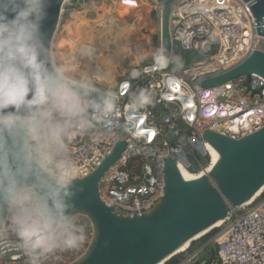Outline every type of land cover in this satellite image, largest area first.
<instances>
[{
  "label": "built area",
  "instance_id": "1",
  "mask_svg": "<svg viewBox=\"0 0 264 264\" xmlns=\"http://www.w3.org/2000/svg\"><path fill=\"white\" fill-rule=\"evenodd\" d=\"M153 1L160 12V5ZM170 34L172 52L167 66L159 56L156 62L140 65L136 77L119 81L114 90L119 97L117 126L111 131L86 132L70 145L79 164L75 180H83L125 141L120 160L106 171L98 186L101 201L119 217L142 216L160 202L166 181L164 157L174 159L179 170L205 176L212 171V160L206 150L211 144L204 133L240 140L264 128L263 78L241 75L220 86L201 85L244 63L257 44L264 46L250 6L243 0H182L173 7ZM176 43L185 53H206L212 46H218V53L210 63L173 72L179 60ZM125 82L130 87H124ZM141 89L151 103L130 111L131 98ZM76 219L83 229L82 243L54 250L42 264H73L88 251L94 226L87 216L76 215ZM201 241L203 245L194 249ZM202 252L208 258L202 259ZM174 259H178L176 264H264V193L251 205L231 209L221 227L192 242L166 264ZM0 264H27V258L17 250L0 247Z\"/></svg>",
  "mask_w": 264,
  "mask_h": 264
},
{
  "label": "clouds",
  "instance_id": "2",
  "mask_svg": "<svg viewBox=\"0 0 264 264\" xmlns=\"http://www.w3.org/2000/svg\"><path fill=\"white\" fill-rule=\"evenodd\" d=\"M53 4L0 0V247L21 252L27 264L82 243L70 145L86 132L111 131L119 112L118 94L101 84L106 74L58 58L45 30ZM150 103L141 89L129 109Z\"/></svg>",
  "mask_w": 264,
  "mask_h": 264
},
{
  "label": "water",
  "instance_id": "3",
  "mask_svg": "<svg viewBox=\"0 0 264 264\" xmlns=\"http://www.w3.org/2000/svg\"><path fill=\"white\" fill-rule=\"evenodd\" d=\"M67 0H54L45 24L53 42ZM182 0H156L161 5L158 49L163 66L172 52L170 19L175 4ZM252 12L257 36L264 40V0H243ZM148 3H154L149 0ZM138 8L134 0H113L112 14L123 20ZM80 64L91 72L105 74L98 65L95 47H80ZM166 50L167 57L163 55ZM257 74L264 79V46L257 44L244 63L229 72L207 79L203 88L220 86L241 75ZM203 137L220 155L212 171L200 179L185 181L174 159L164 157L165 187L160 202L142 216L115 215L99 196L98 186L106 171L120 160L126 147L120 141L112 155L90 176L76 180L75 215L87 216L94 226L88 251L73 264H160L199 234L225 221L231 209L251 201L264 189V128L240 140L214 132ZM202 151V146L200 147ZM186 161V157L181 155Z\"/></svg>",
  "mask_w": 264,
  "mask_h": 264
},
{
  "label": "rangeland",
  "instance_id": "4",
  "mask_svg": "<svg viewBox=\"0 0 264 264\" xmlns=\"http://www.w3.org/2000/svg\"><path fill=\"white\" fill-rule=\"evenodd\" d=\"M134 1L138 3V8L131 12L130 17L121 20L112 14L113 0H70V4L63 9L54 41L58 58L74 68L87 70L80 64L79 49L83 45L95 47L98 65L107 75L101 84L113 91L123 77H136L141 64L158 61V58L154 60L153 53L159 45L160 12L154 4L148 3L149 0ZM175 52L179 60L172 70L178 72L212 62L218 53V46L210 47L206 53H185L176 43ZM202 245L201 241L194 249ZM201 258H208L207 252H202Z\"/></svg>",
  "mask_w": 264,
  "mask_h": 264
},
{
  "label": "bare ground",
  "instance_id": "5",
  "mask_svg": "<svg viewBox=\"0 0 264 264\" xmlns=\"http://www.w3.org/2000/svg\"><path fill=\"white\" fill-rule=\"evenodd\" d=\"M161 5H160V18H161ZM206 150L208 151V154L212 160V165L211 168L209 169V171H211L213 169V167L218 163L219 159H220V155L211 147V146H207ZM180 172L181 175L183 177V179L185 181H194L196 179H200L203 174H201L200 176H193L190 172H188L187 170H185L184 168H180ZM207 172V171H206ZM264 193V189L258 193L251 201L247 202L245 205H251L253 202H255L262 194ZM225 221H220L218 222V224L216 225H223ZM215 225V226H216ZM215 226H213L212 228L204 231L203 233L199 234L198 236H196L194 239L190 240L189 242H187L186 244H184L179 250H177L175 252V254H173L172 256H170L169 258H167L165 261L161 262L160 264H166L170 259H172L175 255L184 252L186 249H188V247L191 245L192 242H194L195 240L200 239L201 237H204L205 235H207L210 231H212ZM220 226V227H221ZM218 228V227H217ZM187 247V248H186ZM186 248V249H185ZM183 250V251H182Z\"/></svg>",
  "mask_w": 264,
  "mask_h": 264
},
{
  "label": "trees",
  "instance_id": "6",
  "mask_svg": "<svg viewBox=\"0 0 264 264\" xmlns=\"http://www.w3.org/2000/svg\"><path fill=\"white\" fill-rule=\"evenodd\" d=\"M178 259H174L170 264H176Z\"/></svg>",
  "mask_w": 264,
  "mask_h": 264
},
{
  "label": "crops",
  "instance_id": "7",
  "mask_svg": "<svg viewBox=\"0 0 264 264\" xmlns=\"http://www.w3.org/2000/svg\"><path fill=\"white\" fill-rule=\"evenodd\" d=\"M142 65V64H141Z\"/></svg>",
  "mask_w": 264,
  "mask_h": 264
}]
</instances>
